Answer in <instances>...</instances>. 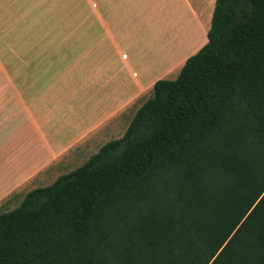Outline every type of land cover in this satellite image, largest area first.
I'll list each match as a JSON object with an SVG mask.
<instances>
[{
	"label": "trees",
	"instance_id": "1",
	"mask_svg": "<svg viewBox=\"0 0 264 264\" xmlns=\"http://www.w3.org/2000/svg\"><path fill=\"white\" fill-rule=\"evenodd\" d=\"M0 264H264V0H215L120 138L0 213Z\"/></svg>",
	"mask_w": 264,
	"mask_h": 264
},
{
	"label": "crops",
	"instance_id": "2",
	"mask_svg": "<svg viewBox=\"0 0 264 264\" xmlns=\"http://www.w3.org/2000/svg\"><path fill=\"white\" fill-rule=\"evenodd\" d=\"M214 4L0 0V13L56 21L52 29H43L42 44L34 46L33 63L42 68L33 75L38 86L0 109V205L10 195L22 200L30 190L50 185L67 173L69 163L82 165L106 142L120 138L152 96L154 83L175 79L186 59L207 42ZM72 39L75 54L65 43ZM57 81L66 83L70 102L32 114L26 98L56 92Z\"/></svg>",
	"mask_w": 264,
	"mask_h": 264
},
{
	"label": "rangeland",
	"instance_id": "3",
	"mask_svg": "<svg viewBox=\"0 0 264 264\" xmlns=\"http://www.w3.org/2000/svg\"><path fill=\"white\" fill-rule=\"evenodd\" d=\"M29 15L26 13L12 15L3 10L0 13V109L9 107L13 102V97L38 86L33 83L35 78L33 75L40 73L42 68L33 63L36 61L34 58L36 53H33L34 46H38V43L42 44L43 29H52L56 21L32 19ZM72 30H70L71 33H75V27ZM65 43L72 44L71 47L68 45V48L72 54H75V41L72 39ZM69 71L71 74H75V67ZM55 85L56 92L54 93L43 95L32 93L26 98L32 114L41 116L48 113L53 107L65 106L70 102L66 96L67 91L65 93L66 83L57 81ZM17 114L19 111L15 115ZM80 165L81 161L78 160L69 163L63 172H69ZM20 200L21 197L10 195L7 200L1 203L0 213L13 209L21 202Z\"/></svg>",
	"mask_w": 264,
	"mask_h": 264
}]
</instances>
